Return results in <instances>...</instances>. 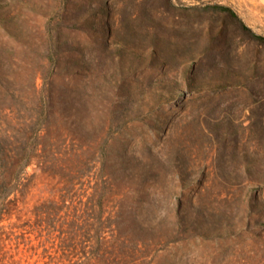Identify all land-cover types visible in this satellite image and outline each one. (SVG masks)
<instances>
[{
  "label": "rangeland",
  "instance_id": "1",
  "mask_svg": "<svg viewBox=\"0 0 264 264\" xmlns=\"http://www.w3.org/2000/svg\"><path fill=\"white\" fill-rule=\"evenodd\" d=\"M0 264H264V0H0Z\"/></svg>",
  "mask_w": 264,
  "mask_h": 264
}]
</instances>
